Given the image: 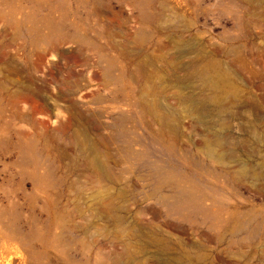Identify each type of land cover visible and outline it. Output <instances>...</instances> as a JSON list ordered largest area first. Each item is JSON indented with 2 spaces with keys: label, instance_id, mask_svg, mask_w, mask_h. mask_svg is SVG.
<instances>
[{
  "label": "rangeland",
  "instance_id": "374dc122",
  "mask_svg": "<svg viewBox=\"0 0 264 264\" xmlns=\"http://www.w3.org/2000/svg\"><path fill=\"white\" fill-rule=\"evenodd\" d=\"M0 264H264V0H0Z\"/></svg>",
  "mask_w": 264,
  "mask_h": 264
}]
</instances>
